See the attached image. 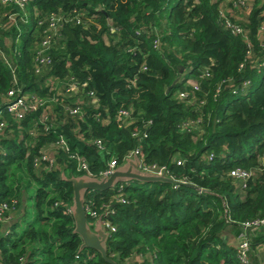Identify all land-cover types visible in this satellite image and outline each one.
I'll return each instance as SVG.
<instances>
[{
    "label": "trees",
    "instance_id": "1",
    "mask_svg": "<svg viewBox=\"0 0 264 264\" xmlns=\"http://www.w3.org/2000/svg\"><path fill=\"white\" fill-rule=\"evenodd\" d=\"M26 6L25 22L19 15L8 19L15 5H0V47L15 69L13 78L0 59L7 124L0 133V201L16 199L15 209L21 206L23 191L9 181L12 168L19 169L26 184H34L28 196L34 211L23 227L25 212L0 236V263L109 264L96 250L80 249L72 231V186L61 171H83L61 151L55 168L33 165L40 149L62 135L95 174L111 156L120 163L137 150L145 165L165 166L176 180L199 187L133 180L88 191L98 212L120 186L126 199L110 203L107 219L115 230L106 240L108 258L118 264H264V226L249 229L245 262L225 235L238 239L242 223L264 218V0H249L247 7L229 0H30ZM51 12L62 25L44 49L49 63L36 70ZM223 16L243 28L248 42L223 26ZM71 77L78 88L65 97L62 84L52 82ZM13 87L55 101L17 120L4 108ZM73 102L81 117L66 110ZM236 167L252 172L244 187L229 175Z\"/></svg>",
    "mask_w": 264,
    "mask_h": 264
},
{
    "label": "built area",
    "instance_id": "2",
    "mask_svg": "<svg viewBox=\"0 0 264 264\" xmlns=\"http://www.w3.org/2000/svg\"><path fill=\"white\" fill-rule=\"evenodd\" d=\"M30 0H0V5H15V7L18 8V11H11L10 13L7 14L9 17L8 19L14 20L15 15L20 16V20L27 21L29 15H28V10H27V3ZM233 4L238 5L240 7H247V4L249 3V0H229ZM48 23H47V28L43 31L44 32V38L41 41V46L42 49H40L39 52H37V69L40 68V64L42 63H49V58L44 56V49L47 48L50 45V42L54 36L58 34V29L62 25V17L54 12H51L48 17L46 18ZM222 24L225 28L229 29L231 33L235 35H241L243 39L248 42V38L246 36V33L243 31V28L237 23L232 22L228 17L223 16L222 17ZM16 23V20L13 21ZM41 23V21H39ZM113 30V28H111ZM18 38H15V42H17ZM0 44H1V37H0ZM248 56V53H247ZM0 59L5 62L10 71L11 74H13L14 78V73L15 69L14 66L11 64L9 57L7 54L4 52V50L0 47ZM264 65V63H262ZM243 66V63L240 64V67ZM51 81V80H50ZM248 81L244 82L243 85H245ZM53 85H61L62 84V91L65 95V97L71 96V93L73 91H76L78 88V83L73 80V77H71L68 81L62 82L59 81H54L52 82ZM16 87V85L14 86ZM12 88L8 90L6 94V101H5V110L9 112L15 119L17 120H22L25 116L28 114H31L40 108H45L48 103L55 101L54 97H48V96H43V95H27V94H22L20 93V90L18 88ZM196 88L197 85H194ZM90 95H93L92 92H90ZM180 95H185L184 93H180ZM66 110L68 113L76 115L79 114V117L82 116L83 112L81 110V107L73 102V106H67ZM122 114L126 115V111L121 110L120 111ZM190 126V123H186L183 128H187V126ZM7 127V124L5 120L2 118V111L0 110V133H3L5 128ZM50 129V125H46L44 130L47 131ZM33 134V131L32 133ZM94 143L96 144V147L98 151L104 152L105 146L103 142L99 139L94 140ZM59 151L63 152L69 160H72L75 162L76 168L78 171H83V174H88L90 176H102V175H109L113 169L119 164L117 159L113 156H111L105 164V167L101 169L98 173H93L89 170L88 163L85 160V158L79 153L77 149H71L69 143L67 140L62 136L59 135L58 139L52 144V146H47L46 148L44 147L43 149H40L39 155L34 158V163L33 165L35 167H39L42 162L45 163V169L50 170L52 168H55L57 164L55 163V154H57ZM137 155L138 156V151H134L131 154L127 155V157H130L132 155ZM212 154H209L208 157H211ZM126 158V157H125ZM124 158V159H125ZM140 160V167L146 171L155 173V174H165L166 176L176 180L171 176L165 166H157V165H145L143 162V159L139 157ZM123 159V160H124ZM262 159H264V152L262 153ZM182 161L178 160L176 161V164H181ZM229 175L238 180L241 185L244 187L246 185V181L251 177L252 172L250 170L236 167L232 168L229 171ZM177 182L180 183H187L185 179L182 180H176ZM121 186L117 190V193L112 196L108 202H103L100 204L98 209H101V212L94 208L95 206V201H94V196L89 195V197H86L85 201V211L87 214V219L90 222H93L98 218L99 216L101 217V224L109 232V235L115 230V226L110 223V221L107 219V215L109 212H112V209L110 208V203L113 201H119V202H126V199L123 197L122 193L120 192ZM92 192V191H91ZM17 200L12 199L11 202H6V201H0V224L2 223H7L12 219L13 214L16 212L17 209H15ZM69 211V209H68ZM243 228V232L239 235L237 241H236V249H237V257L239 258L240 261L245 262L247 259V251L249 248V229H252V227H258V226H264V218L262 219H256L251 222H245L241 224ZM9 232V229L5 230L4 234Z\"/></svg>",
    "mask_w": 264,
    "mask_h": 264
},
{
    "label": "water",
    "instance_id": "3",
    "mask_svg": "<svg viewBox=\"0 0 264 264\" xmlns=\"http://www.w3.org/2000/svg\"><path fill=\"white\" fill-rule=\"evenodd\" d=\"M182 70V68H181ZM176 81V80H175ZM63 179L71 183L72 198L68 209L73 219V233L81 239L80 249L90 248L100 253L102 258L109 264H118L106 254V240L109 232L101 224L99 216L92 223L88 221L85 211L86 193L90 190L104 191L115 187L120 182H171L176 180L165 174H155L140 167V160L137 155L126 157L122 160L109 175L90 176L88 174L66 175L61 171ZM187 185L199 190V187L187 183Z\"/></svg>",
    "mask_w": 264,
    "mask_h": 264
},
{
    "label": "rangeland",
    "instance_id": "4",
    "mask_svg": "<svg viewBox=\"0 0 264 264\" xmlns=\"http://www.w3.org/2000/svg\"><path fill=\"white\" fill-rule=\"evenodd\" d=\"M1 22L3 23H7V21L4 22V20H1ZM191 81H189L190 83H192V78L189 79ZM26 180H27V174L23 173L21 170L19 169H14L12 168L11 172L9 173V181L12 185H14L15 183L19 184V188L21 189V192L23 191V194L27 196H29L31 194V190L34 188V184H30V187L26 184ZM30 181V179H29ZM31 183H33L31 181ZM25 184L28 186H25ZM20 198V197H18ZM24 209H25V218L20 219L19 223L21 224L20 227H23L26 222L30 221L32 215H33V201L32 198H28L26 205H24ZM92 223V222H91ZM231 242L234 241L236 243L237 238H235V240H233V237H230ZM233 243V242H232Z\"/></svg>",
    "mask_w": 264,
    "mask_h": 264
},
{
    "label": "crops",
    "instance_id": "5",
    "mask_svg": "<svg viewBox=\"0 0 264 264\" xmlns=\"http://www.w3.org/2000/svg\"><path fill=\"white\" fill-rule=\"evenodd\" d=\"M227 9L230 11V12H232V13H234V12H238L237 10L238 9H236V8H234V7H230V6H227ZM6 36V42H10L11 41V39H10V37L9 36H7V35H5ZM4 36V37H5ZM28 196H27V194L26 195H24L23 193L20 195V198H19V203H20V207L16 210V212L13 214V216H12V219L9 221V222H7V223H2V224H0V236L1 235H3L4 234V232H5V230H7V229H10V227H11V225L13 224V223H15V222H17V220L19 219V217H20V215H22V214H24V212H25V209H24V205H26V203H27V200H28ZM227 237H233V236H231L229 233H227V234H225ZM233 240H235L234 238H233ZM236 241V240H235ZM234 242V241H233ZM234 244L236 245V243L234 242ZM1 264V263H0Z\"/></svg>",
    "mask_w": 264,
    "mask_h": 264
}]
</instances>
